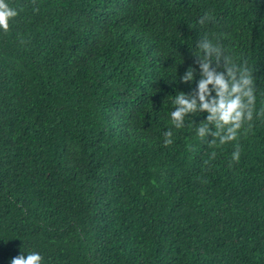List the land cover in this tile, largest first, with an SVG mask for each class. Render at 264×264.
I'll use <instances>...</instances> for the list:
<instances>
[{
  "label": "trees",
  "instance_id": "1",
  "mask_svg": "<svg viewBox=\"0 0 264 264\" xmlns=\"http://www.w3.org/2000/svg\"><path fill=\"white\" fill-rule=\"evenodd\" d=\"M6 2L0 264H264V117L216 146L197 136L206 112L171 123L176 95L198 92L205 37L264 108V0Z\"/></svg>",
  "mask_w": 264,
  "mask_h": 264
},
{
  "label": "clouds",
  "instance_id": "2",
  "mask_svg": "<svg viewBox=\"0 0 264 264\" xmlns=\"http://www.w3.org/2000/svg\"><path fill=\"white\" fill-rule=\"evenodd\" d=\"M17 11L6 0H0V29L5 33L10 30V20L17 16ZM210 17L205 14L198 23L204 25ZM198 51L193 53L199 65L201 79L198 83V92L195 95L178 94L173 103L175 110L171 112V123L175 128L184 126L185 117L197 112H206V123L201 124L196 132L203 140L211 137L210 145H224L237 141L246 122H251L256 116L264 117V108L255 110L254 84L251 72L234 62L232 56L226 54L222 46L203 38L197 43ZM222 69V70H220ZM195 69L191 66L183 76L187 83L195 78ZM209 85L212 87L210 88ZM213 92L215 95H213ZM247 131V129H245ZM172 131L164 133V145L173 143ZM212 152L210 159H215ZM240 158V145L236 143L232 159L236 162ZM207 164L208 161H205ZM43 257L39 252H30L11 258L10 264H42Z\"/></svg>",
  "mask_w": 264,
  "mask_h": 264
}]
</instances>
